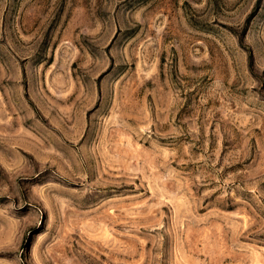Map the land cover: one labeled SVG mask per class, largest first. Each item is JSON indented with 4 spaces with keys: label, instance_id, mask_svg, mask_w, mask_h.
<instances>
[{
    "label": "rangeland",
    "instance_id": "374dc122",
    "mask_svg": "<svg viewBox=\"0 0 264 264\" xmlns=\"http://www.w3.org/2000/svg\"><path fill=\"white\" fill-rule=\"evenodd\" d=\"M0 264H264V0H0Z\"/></svg>",
    "mask_w": 264,
    "mask_h": 264
}]
</instances>
